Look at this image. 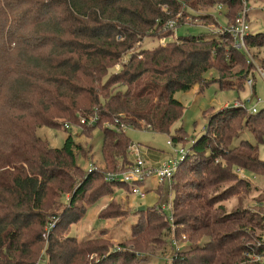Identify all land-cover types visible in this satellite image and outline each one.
Listing matches in <instances>:
<instances>
[{
	"label": "trees",
	"instance_id": "16d2710c",
	"mask_svg": "<svg viewBox=\"0 0 264 264\" xmlns=\"http://www.w3.org/2000/svg\"><path fill=\"white\" fill-rule=\"evenodd\" d=\"M219 4L228 14L238 12L227 15V25L232 24L242 0ZM213 5L214 0H0V264H134L138 254L154 253L171 228L176 243L190 245L173 248L171 243L170 264H258L245 255L264 238V213L256 222L246 209L226 211L224 202L235 195L234 188L250 189L241 180L229 187L235 170L264 179L258 145L242 141L232 146L244 127L257 144L264 142V110L252 115L232 106L210 116L204 135L191 142L174 173L173 179L182 174L180 180L191 181L169 203L172 221L162 208H145L118 249L108 245L104 231L77 240L57 236L55 230L82 219L86 196L100 191L91 206L109 188L131 195L126 185L105 181L107 172L129 165L131 145L124 132L100 128L102 165L90 173L76 163L85 154L71 136L61 149H51L36 134L41 127L58 128L60 120L78 121L80 127L79 117L94 115L98 120L91 130L119 119L127 128L168 132L182 112L174 95L205 85L211 71L224 89H231L223 83L229 78H244L235 89L252 78L255 94L256 70L226 33L141 49L146 38L169 40L171 33L163 30L168 19L180 26L195 14L192 20L211 24L207 12L196 9ZM245 47L248 53L261 51L263 35L248 34ZM242 63L252 77L243 69L232 73ZM259 202L264 211V201ZM105 212L98 220L113 217Z\"/></svg>",
	"mask_w": 264,
	"mask_h": 264
},
{
	"label": "rangeland",
	"instance_id": "374dc122",
	"mask_svg": "<svg viewBox=\"0 0 264 264\" xmlns=\"http://www.w3.org/2000/svg\"><path fill=\"white\" fill-rule=\"evenodd\" d=\"M221 1L222 0H214V5L211 9H196L200 13L207 12L212 18V25L215 26V28H225L227 25V15L232 17L235 14V12L228 14L225 7L221 12H218L217 6ZM247 6L249 9L247 17L249 34L252 36L263 35L264 37V2L249 0ZM237 13L235 15H237ZM189 16L190 18L197 17L195 14ZM185 22L187 21L184 20V23ZM189 23L192 24H184L177 27L175 32L176 40L191 37L212 38V35L209 34L203 22V24H201L191 19ZM206 25L210 26L211 24ZM169 41L170 40L166 39L165 42ZM159 42L160 40L157 38H146L142 42L141 49H154L160 45ZM249 54L254 62L251 69L257 70L258 68H264V47L261 51L257 49L249 50ZM240 69L244 71L247 70L248 77H250V75L252 77V70L247 68V65L244 63H242L241 66H234L231 71L232 73H237ZM253 77L255 94L253 100L249 101L250 92L245 86L241 89L232 88L234 84L236 85L237 83L239 87L242 86L244 78L239 79L238 77H232L225 80L223 83L227 88L231 89H224L225 87L221 88L216 81V74L211 71L206 76L207 83L205 85L195 86L188 92H177L174 95V99L182 105V112L180 119L169 128L168 132L153 133L146 130L126 128L123 134L127 137L129 144L137 148L138 156L143 160L146 166L151 170H155L162 163L174 159V150L184 148L186 152L187 149L190 148L192 141H196L204 135L210 116L216 114L225 107L231 108L235 103H238L244 107L247 113L253 108H256L258 112L264 110V81L256 72H254ZM256 99H259L261 102L258 106H256ZM243 121L245 123V120ZM64 124L68 125V130L62 126ZM107 124L103 123L99 128L91 130V127H85L80 124L79 127L78 121L60 120L58 128L41 127L36 130V134L45 141L51 149H61L65 140L71 136L73 141L83 148L85 156L80 154L76 163L82 171H86L92 164L101 168L100 149L102 132L100 128H108ZM237 133L238 139L232 146L237 147L242 141L249 142L251 145H258V157L260 161L264 162V142L257 144L251 133H249V128L244 127L241 131H237ZM173 138H177V141H173ZM168 142H170L172 146L168 145ZM126 158L127 162L131 163L134 161L135 156L130 154V150H128ZM180 159L181 156L177 158V160ZM235 174V180L230 182L229 187H235L236 183L241 180L246 181L250 185V189L246 190L242 187L234 188L233 192H235V195L224 202L226 211L232 212L235 209H246L249 214L254 216L257 222V219L264 213L263 209L261 210L259 207V201H264V179L261 176L243 173L242 170H235ZM180 175L182 174H177L170 184L165 181L161 183L152 175L147 179L145 185L140 187L145 193L144 199L129 195L127 192H124L123 189L117 191L116 188L111 189L109 186L104 185L105 188H103V190L109 188L110 193L107 190L109 194L103 196V198L91 206L89 203L96 199L100 191L92 198L86 196V200H84L82 204L86 212L82 219L71 226H67L65 222H63V224H58L59 226L56 228L55 234L60 237L73 236L77 240H81L99 237L102 234L101 232L104 231V238L105 240L107 239L108 245H113L115 249H118L119 246L117 245L129 238L132 226L137 222L138 218L142 217L144 214V211H138L140 207L146 209L155 208L156 210L163 207L164 217L166 219L170 218L171 210L169 208V203L173 202L174 195L177 191L182 189V185L191 181V177L184 180L181 178L180 180ZM234 181H236V183ZM172 183H174L175 186H172ZM176 185H178L179 188ZM183 188L187 189L186 187ZM68 198L69 196H65V201H67ZM76 207L80 208V206ZM99 209L100 211L103 209L106 211L104 215H111V217H113L108 220H98L97 212ZM79 216H81V213ZM153 219L154 224L159 225L157 216H153ZM260 224L264 225V221ZM255 233L258 234V232ZM175 240L173 228H171L170 234L167 233L163 244L158 248L153 247L154 253H150L151 251H149L143 254V257L138 254L134 264H170V255L172 254L171 243H173V248H183V246L190 245L186 240H183V243L180 245L176 243L177 241ZM194 244H196V241L192 242V245ZM41 254L42 251L39 253L38 259L42 257ZM93 259L97 260V258ZM38 264L45 263L41 261Z\"/></svg>",
	"mask_w": 264,
	"mask_h": 264
},
{
	"label": "built area",
	"instance_id": "2783aa9c",
	"mask_svg": "<svg viewBox=\"0 0 264 264\" xmlns=\"http://www.w3.org/2000/svg\"><path fill=\"white\" fill-rule=\"evenodd\" d=\"M247 4H248L247 0H242V9L238 14L237 18L232 24L227 25L225 28L222 27L215 28V26H213L212 23L210 26L208 25H204V26L208 29L209 34L211 35H221L225 33L229 35L232 38L233 47L235 49L242 50L243 52H245L246 55L248 56V62L253 64L254 62L252 61V58L245 47V38L249 34V24L247 20L249 9ZM162 9H165V7L163 6ZM223 9L224 6L222 4H219L217 6L218 12H221ZM180 16L181 15L179 14L178 18ZM191 19L192 18L187 17L186 20L188 21V23L185 22L184 24H192L189 23ZM195 21L203 24L202 23L203 21H198V19H195ZM178 26L179 25L177 19H168L167 21H165L163 25V30L165 32L171 33L169 37L170 41L176 40L175 32ZM165 41L166 38L160 39L159 42L160 45L163 46ZM114 69L118 71L119 66L116 65ZM256 73H258V75L264 81V68H258L256 70ZM245 88H247L250 92L249 101H252L254 96L252 78L247 79V81L245 82ZM260 103H261L260 100L256 99V106H258ZM234 106L243 107L238 103H235ZM249 113L254 115L257 113V109L253 108ZM97 120L98 118L96 115L90 116L88 118L79 117V124L85 127H91L97 123ZM63 126L65 129L67 130L69 129L67 124H64ZM107 127L109 129L115 130L116 132H124V130L127 128V126L121 123L119 119H115L114 122L111 124L108 123ZM168 145L172 146L170 142H168ZM128 150H130V154H133L135 156L134 161L129 163V165L124 170H120L117 172H107L105 174V181L112 183L119 182L126 185L127 187H129L131 191V195L138 197L139 199L145 198V193L140 189L141 185H145L147 179L152 175H154L159 182L163 183L165 181L166 183L170 184L173 181V176L179 166V163L183 160V157L187 153V151L186 152L184 151V148H180L179 150H174L173 160L164 162L157 169L151 170L138 156L137 148L131 145L128 148ZM179 156H181V159L177 160ZM95 170H97V167L94 164H92V166L86 171L87 173H90ZM169 208H170V204H169ZM168 221L169 222L172 221L171 217L168 219ZM52 226L50 227L52 228ZM261 245H264V238L260 242L253 245L252 249L254 252L252 254L249 253L248 255H245L251 263L253 262L258 264H264V249H262L260 252H257V248Z\"/></svg>",
	"mask_w": 264,
	"mask_h": 264
},
{
	"label": "water",
	"instance_id": "95a60500",
	"mask_svg": "<svg viewBox=\"0 0 264 264\" xmlns=\"http://www.w3.org/2000/svg\"><path fill=\"white\" fill-rule=\"evenodd\" d=\"M144 210H145L144 207H140V208L138 209V211H140V212H142V211H144Z\"/></svg>",
	"mask_w": 264,
	"mask_h": 264
},
{
	"label": "crops",
	"instance_id": "0c3cea01",
	"mask_svg": "<svg viewBox=\"0 0 264 264\" xmlns=\"http://www.w3.org/2000/svg\"><path fill=\"white\" fill-rule=\"evenodd\" d=\"M100 164L102 165V161L100 162ZM148 191H149V190H148ZM99 212H100V209L98 210L97 215L99 214Z\"/></svg>",
	"mask_w": 264,
	"mask_h": 264
}]
</instances>
